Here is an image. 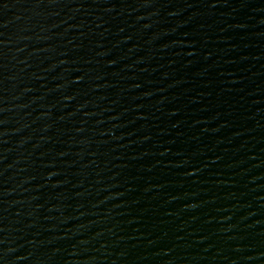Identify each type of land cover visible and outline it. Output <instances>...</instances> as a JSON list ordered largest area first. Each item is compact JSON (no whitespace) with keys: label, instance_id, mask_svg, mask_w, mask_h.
Segmentation results:
<instances>
[{"label":"water","instance_id":"obj_1","mask_svg":"<svg viewBox=\"0 0 264 264\" xmlns=\"http://www.w3.org/2000/svg\"><path fill=\"white\" fill-rule=\"evenodd\" d=\"M0 264H264V0H0Z\"/></svg>","mask_w":264,"mask_h":264}]
</instances>
